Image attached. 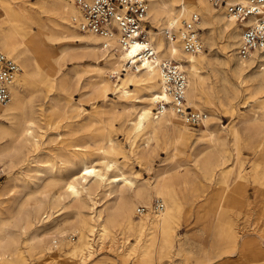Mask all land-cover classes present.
<instances>
[{"label":"bare ground","instance_id":"1","mask_svg":"<svg viewBox=\"0 0 264 264\" xmlns=\"http://www.w3.org/2000/svg\"><path fill=\"white\" fill-rule=\"evenodd\" d=\"M188 1L199 12L188 10L185 0H149L148 21L159 28V32L148 30L149 41L155 50V59L150 62L137 58L144 47L141 42L135 41L123 49L113 39L104 47L106 40L79 30L82 14L74 0H37L30 3L27 0H0L1 54L18 61V70L9 87L10 99L6 104L0 103V164L3 169H17L16 179L28 192L15 209L14 221H0V264H20L24 250L47 255L51 259L49 262L54 264H83L93 257L95 251L92 234L98 237L96 250H101L104 245L114 251L124 247V244L115 242L114 228L117 226L124 240L132 231L141 240L147 230H152L153 237L159 239L157 252L169 253L172 243L170 226L176 207L173 174L167 170L159 171L149 181L141 179L136 172L129 173L126 170L130 166L126 152L111 136L105 138L99 147H93L85 139L83 143L63 146L56 154L52 153L49 146L57 145L62 135L59 130L51 131L54 125L45 121V107L34 99L37 86L33 79L40 73V65L44 62L48 65L46 80L50 85L67 87V78L63 75V54L69 49H78L70 57L101 58L111 67L109 75L119 76V71H126L124 77H120L121 84L114 86L105 79V71L97 63L98 83L104 84L105 91L115 87L122 96L128 97L131 94L129 86L132 85L136 92L126 111L133 112L128 119L127 138L148 134V141L154 140L160 129L170 125L175 139L180 140L193 137V133L177 114L162 72L165 61H175L188 78L183 94L185 106L206 114L204 122L199 125L205 129H199V135L207 138L208 144L197 165L203 176L212 181L218 171L224 173L227 169L226 135L222 132L224 129H209L208 114L197 108L196 98L202 95L199 66L206 58L203 47L195 54L186 52L179 33L182 28L175 26L179 25L181 18L197 14L201 19L199 26L204 43L212 48L217 44L218 35L223 38L221 49L225 55L220 62L222 77L219 78L220 89L215 88L216 93L229 92L226 83L232 78L251 89L253 99H257L264 91V67L255 66L254 60L242 62L238 59L243 23L228 17L224 8L215 7L209 0L205 1L216 9L211 10L201 0ZM33 23L38 24L40 32L32 31L30 26ZM20 29L25 31L20 33ZM45 39L50 42L65 40L66 44L57 51L46 45ZM132 66L136 67L135 71H132ZM61 98L57 95L55 101L59 102ZM256 99L255 103L264 108V100L258 102ZM159 101L166 106L157 113L154 108ZM224 101L229 100L226 98ZM224 101L220 98L222 105ZM65 104L71 108L76 106L72 98ZM55 106L59 109L57 104ZM250 120L255 130V141L260 144L264 141V113L253 114ZM133 143L134 139L130 145ZM158 145L159 141L153 151ZM251 149L258 152V146ZM137 153L145 160L150 156L144 151ZM118 154H123L121 162L116 158ZM154 197L160 199L163 208L152 211ZM101 200L105 201L100 204ZM139 204L147 206V212L140 213L139 220L135 221L133 213ZM77 232L87 237L85 251L78 249L72 241L70 234ZM238 238L232 231L228 236L222 235L225 245L218 256L225 254L223 263L238 255ZM105 239L109 241L105 242ZM244 241L253 249L249 258L251 263L264 264V243L250 239ZM148 243H144L145 248H141L132 264H147ZM130 252L127 249L121 260L129 261Z\"/></svg>","mask_w":264,"mask_h":264},{"label":"rangeland","instance_id":"2","mask_svg":"<svg viewBox=\"0 0 264 264\" xmlns=\"http://www.w3.org/2000/svg\"><path fill=\"white\" fill-rule=\"evenodd\" d=\"M35 1L37 0H27L29 3ZM201 1L211 10L216 9L205 0ZM185 5L190 11L199 12L188 0H185ZM78 8L80 9L79 5ZM75 23L78 30L77 22ZM30 27L33 32H40L37 23H33ZM147 30L159 32V28L150 21ZM24 31L20 29V33ZM162 35L168 41L165 33L162 32ZM222 39L218 35L217 44L212 48L201 39L202 51L205 52L206 58L199 66L202 95L196 98L197 108L208 114V128L216 131L224 129L222 132L227 140L225 145L227 169L224 173L218 171L212 181L203 176L197 165L208 144V139L199 135V129H205L204 126L187 125L193 133V137L187 139L176 140L170 125L160 129L154 140L148 141V134L127 138L128 119L132 117L133 112L126 111L133 101L132 96L136 95L134 87L129 86L131 94L128 97L122 96L115 87L105 91L104 84L98 83L96 64L99 63V66L103 67L105 79L114 86L121 84L120 77L123 78L126 71H119V76L116 74L111 76L109 75L111 67L105 63V60L70 57V54L78 52V49H69L63 54L65 64L63 75L67 78L68 86L60 87L50 85L46 80L48 65L44 62L40 65V73L33 79L37 86L34 99L38 105L42 104L45 107V121L55 127L51 131L59 130L62 135L57 145L49 146L53 149L52 153L56 154L63 146L83 143L85 139L93 147H99L104 144L105 138L111 136L126 152V160L130 163L126 170L129 173L136 172L141 179L149 181L153 180L155 173L159 171L167 170V173L171 172L174 176L176 207L170 226L172 243L167 255L157 252L159 239L153 237L152 230H147L141 240H138L135 231H132L124 240L120 227L117 226V229L114 228L115 242L124 244V247L114 251L104 245L101 250H96L98 237L92 234L91 237L95 239L93 241L95 251L93 257L83 264L90 262V264H132L131 261L136 259L144 243L148 242L150 247L145 257L147 264H253L249 259L253 249L244 240L264 243V141L260 144L256 143L253 136L255 130L250 117L253 114H263L264 108L255 103L256 98L253 99L251 89L244 87L239 80L230 78L226 83L229 90L226 94L222 91L215 92V88L220 89L219 78L222 77L220 62L225 55L221 49ZM64 41L50 42L45 39L46 45L57 51L66 44ZM1 52L2 50L0 54ZM57 95L62 97L59 102L55 101ZM71 98L76 102L73 108L65 104ZM220 98L223 101L227 98L229 101H224L222 105ZM263 100L264 91L256 101ZM56 104L59 109H56ZM153 107L154 105L151 110ZM63 110L67 112L64 113ZM132 139L134 143L131 146ZM157 141L159 145L153 151ZM255 146H258V152L251 149ZM138 151L148 153L149 158L145 160L138 157ZM116 158L119 162L124 160L123 154H118ZM17 176V169H3V165L0 164V221H14L15 209L28 193L21 187L19 180L16 179ZM104 201L101 200L100 204ZM155 202L154 197L152 211H155V208L153 209ZM139 207H144L146 209L144 213L147 212V206L139 204ZM139 214L138 209L134 211L135 221L139 220ZM231 231L239 236V248L236 250L238 255L223 263L226 260L225 254L218 256L225 245L222 235L225 233V236H228ZM70 235L74 245L85 251L87 246L84 243L87 237L79 232ZM27 236L28 234L23 239ZM108 241L109 239H105V242ZM131 245H134L132 249ZM127 249L131 252L129 261L125 262L121 260V255L126 254ZM21 256L20 264H54L49 262L51 259L47 255L28 253L24 250ZM209 258L212 259L209 261Z\"/></svg>","mask_w":264,"mask_h":264},{"label":"built area","instance_id":"3","mask_svg":"<svg viewBox=\"0 0 264 264\" xmlns=\"http://www.w3.org/2000/svg\"><path fill=\"white\" fill-rule=\"evenodd\" d=\"M81 8L82 18L79 21V30L100 36L106 43L116 39L119 45L126 49L135 41L144 44L140 50L138 59H155V50L149 41L147 30L149 0H74ZM215 7H222L231 19L243 23L239 46L237 48L238 59L242 62L254 60L260 68L264 67V0H209ZM200 17L191 14L188 18H181V40L183 48L188 53H197L202 43L199 33ZM203 49V48H202ZM131 64V63H130ZM162 72L166 77L168 92L172 98V104L184 122L197 127L202 124L206 114L193 111L185 106L183 97L187 87L188 78L184 70L175 61H165ZM136 70V67L132 66ZM18 70L16 62L7 55L0 54V103L6 104L10 99L9 87ZM165 104L159 101L155 103L154 112L164 110ZM185 106V107H184ZM163 203L156 200L154 208H163ZM144 207L138 208V213L145 212Z\"/></svg>","mask_w":264,"mask_h":264}]
</instances>
